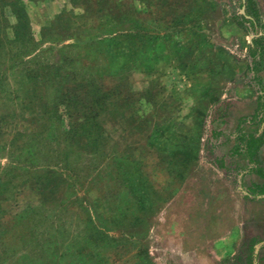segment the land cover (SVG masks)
I'll use <instances>...</instances> for the list:
<instances>
[{
  "label": "rangeland",
  "instance_id": "1",
  "mask_svg": "<svg viewBox=\"0 0 264 264\" xmlns=\"http://www.w3.org/2000/svg\"><path fill=\"white\" fill-rule=\"evenodd\" d=\"M18 1L36 46L7 44L18 9L0 1V79L41 65L46 88L0 102L16 114L0 123V264H225L214 241L263 238L244 207L264 145L251 165L240 138L264 142V0ZM90 86L107 97L67 139L49 103L87 104Z\"/></svg>",
  "mask_w": 264,
  "mask_h": 264
},
{
  "label": "trees",
  "instance_id": "2",
  "mask_svg": "<svg viewBox=\"0 0 264 264\" xmlns=\"http://www.w3.org/2000/svg\"><path fill=\"white\" fill-rule=\"evenodd\" d=\"M6 2L7 3H5L2 6L3 8H5L6 5H12L14 9H18V12L17 13L14 12L15 18H16V24L12 28V32H13L12 40L11 41H8L6 39L5 40L8 41L7 44H11V45H13V43L16 44L15 46L17 49L16 51L23 49L21 52V56L23 57L27 56L33 51V48L36 46V44H34L33 42L34 41L33 35L29 32V24H28L26 15L23 11L24 10L23 3L19 2L18 0H6ZM0 16H1V12H0ZM1 21L2 20H0V26H1ZM251 24L254 26L255 22H251ZM0 36H1V31H0ZM46 37L47 36H45V38ZM42 38H44L43 35H42ZM47 39H52V38L48 37ZM30 43H31V47L29 48V51H27L26 46L29 45ZM252 45L257 50L258 59H259V65H257L253 71V74L256 75L258 72H260L264 68V37L254 38L252 40ZM3 49H4V46L0 42V57H1V53ZM38 67L39 69L33 72L25 71L24 68H22L20 72H17V74L20 76L16 77L19 79H18V82L16 83L15 88L11 85V83L8 81L6 77L5 78L2 77L0 79V102L1 104L7 103L9 107L10 105L11 106L12 105L16 106L18 104L23 105L25 100H28L27 104H31L32 100H35L36 102L42 101L41 104L43 103V100H41L43 96L42 90L46 88V83L44 82L46 81V79L44 80L45 75H44V72L42 71V66L40 65ZM95 93H97V96L95 95ZM20 94L23 97V101L19 103L17 100L20 99L19 97ZM106 94L107 92H102L101 90L96 89V87L94 88L90 86L88 90H85V95L86 97L89 98V103L86 104L84 102L81 103L77 100L76 102L75 100L70 99L67 94H63L62 95L63 97L62 96L59 97L57 96V93H55V96H53L49 104H52L56 110L53 113L54 118L56 116L58 121H61V118L64 117L68 121L67 127L62 128L65 138L74 139L76 137L74 134H76L77 131L79 130V129L77 130L76 127H80L82 129L86 124L90 123L92 119V113H87L84 111V109L92 108L93 106L98 107V106L103 105L104 99L107 97ZM76 103L79 104L78 108H76ZM261 106L262 105L258 106V110L261 109ZM44 115H46L47 120L51 119L49 116V113H46V114L42 113L40 115H36L35 120L36 122H38V126H37L38 131L36 132V136L42 135L44 133L42 129L43 126L41 125V122L45 121L43 118ZM15 116L16 114L14 110L11 111L10 114H5V113L0 114V123L1 122L6 123V118L10 120ZM257 116H258V112L254 115L253 120H255ZM76 119H79V120L77 121ZM246 121L247 120L244 118L240 119L239 127H241L242 124ZM39 122H40V126H39ZM9 124L10 123L8 122L7 125ZM16 137L19 139H26L24 135L18 134V133L16 134ZM240 139L242 140V144L245 145V150L243 152L244 156L246 157L248 162L251 165H253L254 164L253 162H255L256 160L255 158H257L258 156L260 147L264 143L263 139L254 138L253 136H250V137L242 136ZM251 172L252 173L255 172V174L257 173L258 175H260L259 172L254 171L253 167L251 168ZM261 179L264 180V177H261ZM254 189H255L254 193L264 196V184L263 185L256 184L254 185ZM239 260H241L240 257H239ZM244 264H252V262L245 260Z\"/></svg>",
  "mask_w": 264,
  "mask_h": 264
},
{
  "label": "crops",
  "instance_id": "3",
  "mask_svg": "<svg viewBox=\"0 0 264 264\" xmlns=\"http://www.w3.org/2000/svg\"><path fill=\"white\" fill-rule=\"evenodd\" d=\"M263 145L264 144H262V146L260 147V152ZM252 174L254 177L252 186L253 190H255L254 185H263L264 180L255 173ZM253 190H248V201L244 207V211L246 212L248 221L262 228L263 238L258 240L247 235L241 237V232H237L236 234L233 231L226 234V236L214 241L211 246L213 255L217 259H222L225 264H235L236 262L238 263V252L241 251L240 249H246L244 253L245 260L251 261L252 264H259V262L262 263L264 260V196L254 193L255 191Z\"/></svg>",
  "mask_w": 264,
  "mask_h": 264
}]
</instances>
